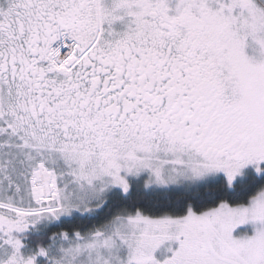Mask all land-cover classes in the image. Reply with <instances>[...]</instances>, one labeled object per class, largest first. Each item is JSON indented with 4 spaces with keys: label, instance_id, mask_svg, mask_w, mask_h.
Returning a JSON list of instances; mask_svg holds the SVG:
<instances>
[{
    "label": "snow or ice",
    "instance_id": "snow-or-ice-1",
    "mask_svg": "<svg viewBox=\"0 0 264 264\" xmlns=\"http://www.w3.org/2000/svg\"><path fill=\"white\" fill-rule=\"evenodd\" d=\"M0 264H264V0H0Z\"/></svg>",
    "mask_w": 264,
    "mask_h": 264
}]
</instances>
